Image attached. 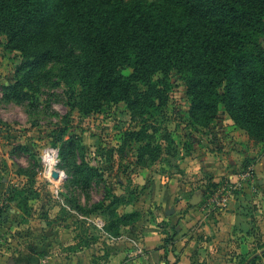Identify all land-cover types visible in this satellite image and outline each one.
Masks as SVG:
<instances>
[{
    "label": "rangeland",
    "instance_id": "obj_1",
    "mask_svg": "<svg viewBox=\"0 0 264 264\" xmlns=\"http://www.w3.org/2000/svg\"><path fill=\"white\" fill-rule=\"evenodd\" d=\"M7 42L1 35L0 233L20 259L100 264L108 244L121 249L130 236L163 225L165 208L175 206L172 192L201 189L203 210L217 168L219 179L252 169L253 180L232 202L234 227L239 240L254 243L246 257L264 249V142L224 107L209 126L198 125L185 82L173 73L163 111L141 113L120 102L85 114L74 107L80 85L73 70L36 65ZM47 147L59 157L44 159ZM55 164L64 181L46 172Z\"/></svg>",
    "mask_w": 264,
    "mask_h": 264
},
{
    "label": "trees",
    "instance_id": "obj_2",
    "mask_svg": "<svg viewBox=\"0 0 264 264\" xmlns=\"http://www.w3.org/2000/svg\"><path fill=\"white\" fill-rule=\"evenodd\" d=\"M1 35L36 65L73 70L82 113L163 111L176 73L195 123L224 107L264 142V0H0Z\"/></svg>",
    "mask_w": 264,
    "mask_h": 264
},
{
    "label": "crops",
    "instance_id": "obj_3",
    "mask_svg": "<svg viewBox=\"0 0 264 264\" xmlns=\"http://www.w3.org/2000/svg\"><path fill=\"white\" fill-rule=\"evenodd\" d=\"M222 172L223 169H216V183L221 180ZM170 195L175 206L165 208L163 225L160 222L139 231L138 236H130L131 242H123L121 249L108 244L110 251L99 257L100 264H242L254 243L238 239L234 227L238 211L233 203L225 211L211 214L198 206L203 199L201 189L189 187L182 193ZM3 239L1 232L0 264H31L29 259H20L16 249L6 245ZM246 258V264H264V249Z\"/></svg>",
    "mask_w": 264,
    "mask_h": 264
},
{
    "label": "built area",
    "instance_id": "obj_4",
    "mask_svg": "<svg viewBox=\"0 0 264 264\" xmlns=\"http://www.w3.org/2000/svg\"><path fill=\"white\" fill-rule=\"evenodd\" d=\"M43 157L47 161H50L53 158L59 157V151L53 147H47ZM46 172L49 173L50 179L58 181H64L67 179L64 170L57 167L56 164L53 167H49ZM55 172L58 174L57 178L53 176ZM253 178L252 169H245L237 174L229 175L228 177L221 179L209 191L203 204V210L207 213L225 211L236 196L247 187Z\"/></svg>",
    "mask_w": 264,
    "mask_h": 264
},
{
    "label": "water",
    "instance_id": "obj_5",
    "mask_svg": "<svg viewBox=\"0 0 264 264\" xmlns=\"http://www.w3.org/2000/svg\"><path fill=\"white\" fill-rule=\"evenodd\" d=\"M53 176H54L55 178H57L58 174L55 172V173L53 174Z\"/></svg>",
    "mask_w": 264,
    "mask_h": 264
}]
</instances>
